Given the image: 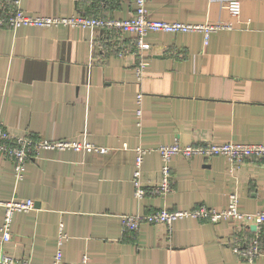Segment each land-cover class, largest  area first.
Instances as JSON below:
<instances>
[{
  "label": "crops",
  "instance_id": "crops-1",
  "mask_svg": "<svg viewBox=\"0 0 264 264\" xmlns=\"http://www.w3.org/2000/svg\"><path fill=\"white\" fill-rule=\"evenodd\" d=\"M224 1L150 0L153 19L234 25L211 32L207 43L200 30L149 32L141 81L134 69L138 56H119L106 37L92 46L101 36L97 30L0 27V121L15 134L107 148L42 149L19 181L12 160L0 155V201H35L34 208L14 213L6 252L30 264H53L62 224L64 264H264V254L247 263L232 250L236 235H251L252 226L236 234L230 221L185 217L171 232L148 222L137 232L123 229V214L200 204L224 208L233 192L241 211H264L263 159L235 166L223 155H175L166 197L137 198L132 182L139 145L151 148L142 164V179L151 185L160 179L161 144H264V0H240L238 19ZM20 7L31 15L127 18L134 3L20 0ZM131 39L125 34V42ZM4 214L0 203V226Z\"/></svg>",
  "mask_w": 264,
  "mask_h": 264
},
{
  "label": "built area",
  "instance_id": "built-area-1",
  "mask_svg": "<svg viewBox=\"0 0 264 264\" xmlns=\"http://www.w3.org/2000/svg\"><path fill=\"white\" fill-rule=\"evenodd\" d=\"M149 1L133 0L134 8L127 18H114L103 15H85L79 12H75L70 16L31 15L22 10L20 0H0V27L18 28L23 25H38L43 27L65 25L74 28L87 27L97 30L101 33V36L92 40V46H94V42L102 41V38L106 37L108 41H112L110 45L119 56L131 53L138 56L139 58L134 69L137 80L141 81L147 65L144 50L149 48V44L146 41V36L149 32L176 33L200 30L204 33L205 42L207 43L211 32L223 28H232L234 25L224 22L199 24L153 19L149 15ZM224 3L230 14L238 19L242 9L241 1L225 0ZM125 34L132 36V39L128 43L124 40ZM143 97L144 94L140 90L136 95L137 108L135 110L138 125L142 124ZM66 147H72L75 150L99 149L103 152L107 151V148H100L89 142L37 138L31 132L15 134L0 121V155L12 160L13 173L18 181L24 178L28 162L38 155L42 149H62ZM150 150L151 148H145L141 145L136 147L135 170L132 182L137 198H142L148 193L166 197L173 190L171 161L175 155H180L187 159L198 154L207 159L216 155H223L235 166L242 164L247 158L264 160V144L261 143L228 141L223 143L206 142L187 145H182L178 142L161 144L156 148L162 160L160 179L150 185L142 179L144 156ZM0 203L5 206V214L0 226V264H30L28 258H17L6 252L4 244L12 239L14 213L34 208L35 201L29 198L26 200L13 199L10 201H0ZM185 217H193L212 223L223 220L230 221L235 229H238L235 230L236 234H240L244 230H250L251 226H255L256 228L251 235L245 233L246 237L244 238L236 235V241L232 245V250L240 259L247 263H253L264 254L262 246V239L264 238V211H241L239 209V194L237 192L229 195L228 204L224 208L200 204L191 209L162 207L144 214H123V229L137 232L143 222H148L166 225L169 232H171L174 221ZM66 238L67 235L61 224L58 246L53 256V264H64L62 245ZM86 260L87 256H83V261L86 262Z\"/></svg>",
  "mask_w": 264,
  "mask_h": 264
},
{
  "label": "water",
  "instance_id": "water-1",
  "mask_svg": "<svg viewBox=\"0 0 264 264\" xmlns=\"http://www.w3.org/2000/svg\"><path fill=\"white\" fill-rule=\"evenodd\" d=\"M253 229H255L256 227L255 226H252Z\"/></svg>",
  "mask_w": 264,
  "mask_h": 264
}]
</instances>
